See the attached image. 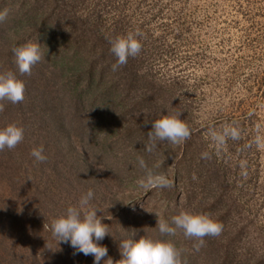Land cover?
<instances>
[{"label": "rangeland", "instance_id": "rangeland-1", "mask_svg": "<svg viewBox=\"0 0 264 264\" xmlns=\"http://www.w3.org/2000/svg\"><path fill=\"white\" fill-rule=\"evenodd\" d=\"M73 6L77 7L76 17L87 26L97 20L113 40L128 32L142 33V49L137 55L143 76L139 86L142 92L131 96L136 102H143L139 96L153 93L160 101V109L148 115L143 114L141 105H131V114L139 120L137 128L144 121L181 113L180 118L191 130L190 138L180 144L158 142L149 163L152 167L147 168L173 182L180 179L175 169L187 142L206 152L218 177L227 182L225 191H219L223 197L219 209L206 211L213 220L218 213L226 214L220 222L221 234L213 237L218 242L232 241L236 247L234 264H264V148L254 142L257 136L264 137V0H85L82 4L77 0ZM149 126L150 131L151 123ZM226 127L237 128L240 136L228 137L223 145H218L211 133H222ZM144 139L140 143L143 149L148 143L147 135ZM114 147L118 151L115 173L121 176L122 185H131L120 190L114 182L117 187L113 185L107 200L97 197L95 205L90 200V206L108 218L103 223L110 228L112 220L120 221L123 208L131 216L141 215L147 225L157 221L161 218L157 208L166 205V199L160 190L140 187L139 181L146 175L144 168L137 166L134 174L125 173L129 170L122 156L132 145L116 142ZM59 161L60 164L54 159L39 162L35 172L51 176L50 191L64 205L70 204L67 189L71 181L72 196L78 193L74 195L75 206H79L85 185L75 190L65 161ZM213 182L212 186H216ZM195 187L199 196L193 204L197 206L209 189L201 191L202 187ZM0 197L18 212L9 219L11 229H7L8 225L0 227L4 236L9 230L16 238L13 244L8 241V248L14 253L12 259L7 260L2 251L7 242L0 244V264H94L92 255L74 254L70 243L59 244L53 235L34 225L33 221L39 219L31 189L12 190L7 183H0ZM19 211L28 213L21 216ZM3 240L0 238V243ZM99 243L102 245V241ZM108 258L104 257L100 264Z\"/></svg>", "mask_w": 264, "mask_h": 264}, {"label": "trees", "instance_id": "trees-1", "mask_svg": "<svg viewBox=\"0 0 264 264\" xmlns=\"http://www.w3.org/2000/svg\"><path fill=\"white\" fill-rule=\"evenodd\" d=\"M75 1L0 0V12L7 9L8 13L6 19L0 22V73L12 71L25 83L24 100L17 104L4 101V110L0 112V129L9 124L24 129L21 143L14 149L0 151V183H7L12 190L31 189L36 198L33 208L37 210L36 218L39 219L32 221L34 225H39L43 233L48 232L50 235L52 221L59 217L61 211L66 213L69 206H75L74 195L78 193L74 192L72 196L71 181L67 189V201L70 204L64 205L56 193H51V176H40L35 172V164L39 161L31 155L34 148L42 145L43 154L47 159H54L57 164H60L59 160H64L66 171L73 177L74 189L85 185L84 195L89 190L93 191V205L97 197L107 200L114 182H117L120 190L131 185H122L121 176L113 168L117 163L116 142L132 145L130 151L122 156L129 170L125 173L129 175L134 174L140 166L138 157L143 158L151 168L149 163L153 154H156L140 146L151 121H144L143 126L148 125L137 128L139 120L131 114V105L134 108L141 105L143 114L148 115L160 109V101L153 93L139 96L138 99L143 102H136L131 96L133 92H142L139 88L142 83L140 80L143 79L139 67L141 62L137 56L129 57L125 65L113 71L116 57L110 51V41L114 37L109 36L97 20L87 26L85 21L76 17ZM78 1L82 4L85 0ZM29 43H39L44 58L32 67L31 74L22 75L16 65L13 49ZM47 148L53 149L48 151ZM183 152L180 164L175 169L180 179L173 181L170 188L153 190H160L167 201L166 205L157 209L161 212L159 220L169 225L172 217L182 211L206 214L207 209L211 212L216 210L223 199L219 191L224 192V185L227 184L226 180L218 177L217 169L208 157L202 156L206 152L201 149L198 151L193 142H187ZM103 174L106 177H102ZM23 180H26V186ZM212 180L216 186H212ZM208 184L206 189L209 190L203 188ZM195 186L207 191L197 206L193 204V200L199 196ZM124 210L119 216L120 221H111V228L108 227L110 235L102 240V245L108 249L107 256L114 262L121 259L119 244L122 241L144 235L153 240L172 241L181 250L182 260H186L187 264H234L236 247L232 246V241L218 242L215 237L206 236L203 245L197 250L199 241L186 238L182 230H177L174 236L161 235L156 226L157 221L147 225L141 220V215L131 216ZM13 213L18 215L0 197V227L9 224ZM19 213L22 216L28 211ZM216 217L215 221L220 223L226 214L221 212ZM11 228L10 224L7 229ZM12 235L7 230L4 236L0 230V238L4 239L0 244L4 246L7 242L6 248H2L7 260L14 256L13 250L8 248L9 240L12 244L16 242Z\"/></svg>", "mask_w": 264, "mask_h": 264}, {"label": "clouds", "instance_id": "clouds-1", "mask_svg": "<svg viewBox=\"0 0 264 264\" xmlns=\"http://www.w3.org/2000/svg\"><path fill=\"white\" fill-rule=\"evenodd\" d=\"M7 9L0 12V22L7 17ZM142 33L139 31L128 32L126 35L118 36L110 41L111 53L116 57V63L112 65L113 71L128 62L129 57H136L141 49ZM16 65L20 74H31L32 67L44 58L39 43H29L23 47L14 48ZM25 98V83L12 71L0 73V112L4 110V101L12 104L20 103ZM181 113L163 115L161 118L151 122V130L147 132L148 143L145 150L152 152L158 142L167 141L171 144H180L191 136V130L187 123L182 120ZM240 136L237 128H225L222 133L213 131L211 137L218 145H223L226 138L238 139ZM24 139L23 127L9 124L0 129V151L5 148L14 149ZM256 145L264 148V137L255 138ZM41 145L34 148L31 155L39 162L47 157L43 154ZM207 153L202 154L207 157ZM139 165L145 169V179L139 181L140 187L144 189L170 188L172 181L165 175L157 174L148 169L143 158L138 157ZM94 193L89 190L82 196L79 206H69L64 215L54 219L51 223L53 237L60 244L70 243L74 254L83 253L85 256L92 255L94 264H100L101 260L108 255L106 246L101 245L106 235H110L108 224L103 223L107 217L99 214L98 208L90 206V200ZM108 219V218H107ZM161 235L174 236L177 230H182L186 238L199 241L197 250L204 243L206 236H219L223 230V224L213 220L208 214L190 213L182 211L172 217L169 225L165 221L157 220ZM121 259L113 261L111 257L104 264H187L182 260L181 250L170 240H153L144 235L136 239H127L119 244Z\"/></svg>", "mask_w": 264, "mask_h": 264}]
</instances>
